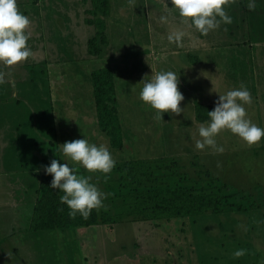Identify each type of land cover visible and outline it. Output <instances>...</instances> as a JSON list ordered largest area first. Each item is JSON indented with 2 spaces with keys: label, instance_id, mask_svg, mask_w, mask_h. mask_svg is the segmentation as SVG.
I'll list each match as a JSON object with an SVG mask.
<instances>
[{
  "label": "rangeland",
  "instance_id": "rangeland-1",
  "mask_svg": "<svg viewBox=\"0 0 264 264\" xmlns=\"http://www.w3.org/2000/svg\"><path fill=\"white\" fill-rule=\"evenodd\" d=\"M109 1L108 45L93 56L86 42L95 27L84 20L91 16L89 2L18 0L31 20L33 56L13 66L0 64L6 79L0 85V264H264V138L249 146L224 130L216 138L222 153L198 150V129L207 121L195 118L193 105L199 101L214 109L219 94L244 86L252 95V103L245 105L248 117L264 127V52L259 51L264 38H248L244 12L239 14L241 0H229L226 6L232 24H221L206 36L169 9L171 0ZM161 16L167 21L161 22ZM256 27L261 36L264 28ZM181 30L182 40L169 42L168 36ZM107 66L113 69L122 126L119 148L111 146L96 121L90 74ZM167 70L179 77L184 110L164 113L158 121L155 110L140 100L138 83ZM84 137L107 145L116 165L174 161L188 180L164 176L168 183L213 190L227 185L244 198L258 196L261 208L192 216L183 223L118 221L115 214L127 208L115 197L117 174L108 184L109 178L80 168V174L90 175L110 194L102 209L118 222L111 228L31 230L38 174L52 159L67 163L60 145ZM238 249H246V255L234 257Z\"/></svg>",
  "mask_w": 264,
  "mask_h": 264
},
{
  "label": "clouds",
  "instance_id": "clouds-1",
  "mask_svg": "<svg viewBox=\"0 0 264 264\" xmlns=\"http://www.w3.org/2000/svg\"><path fill=\"white\" fill-rule=\"evenodd\" d=\"M229 0H171V10L178 12L182 22L190 25L201 35L218 29L221 24L230 25L233 20L226 11ZM255 7L254 0H249L248 8ZM167 16H161V22H166ZM30 18L18 7V0H0V64L13 66L27 61L33 56L28 42L31 39ZM184 31H176L168 36L169 42L179 43L184 37ZM6 83L5 73L0 72V85ZM141 87L139 98L155 110V119L163 120L164 113L180 114L184 100L179 90V77L174 71H158L145 76L138 83ZM252 103V95L247 87L241 86L219 94L214 110L208 111L209 120L198 129L200 139L195 142L198 150L211 148L218 153L224 151L217 143V136L224 130L238 136L249 146L259 143L264 138V127L253 123L248 117L245 105ZM61 151L67 161L61 164L52 159L44 166V173L51 175L50 188L63 193L60 202L70 210V216L77 213L87 219L93 210L105 207L104 201L110 195L92 182V177L80 174V168L89 173H100L109 177L116 166L111 151L105 144H95L86 137L65 142ZM69 161L73 163H69ZM40 171V169H36ZM246 249H238L234 257L246 255ZM11 257L12 253H8Z\"/></svg>",
  "mask_w": 264,
  "mask_h": 264
},
{
  "label": "trees",
  "instance_id": "trees-1",
  "mask_svg": "<svg viewBox=\"0 0 264 264\" xmlns=\"http://www.w3.org/2000/svg\"><path fill=\"white\" fill-rule=\"evenodd\" d=\"M82 2L90 3L91 7L86 12L91 16L85 17L84 20L87 24L95 27L94 35L89 37L86 42L87 51L89 54L97 56L108 45L105 17L109 12L110 1L82 0ZM90 80L97 125L108 136L111 146L119 148L123 144V135L113 69L108 66L97 68L91 72ZM193 105L195 118L199 122L208 121V111L214 110L213 107L199 101H194ZM43 169L38 174L37 196L33 202L29 222V228L33 231L94 224H103L111 228L123 217H130V221L147 220L154 224L173 219H179L180 223H183L184 219L187 220L192 216L246 213L261 208L256 205L259 200L258 196L244 198L227 185H219L216 187L217 189L213 190L204 187L195 188L186 183L185 185L168 183L164 176H169L171 181L179 178L188 180L187 173L176 170L174 161L165 164L131 160L117 164L110 176L107 177L109 179L105 180L109 184L112 182L111 175L117 174L115 181H117L119 191L115 197L124 200V205L127 208L125 212L115 214L118 221L114 219L113 214L103 209L93 210L87 219L82 218L79 213L75 218H72L69 208L60 202V196L63 193L50 188L52 176L46 175ZM34 184L37 185V177H35ZM225 188H230V191H225Z\"/></svg>",
  "mask_w": 264,
  "mask_h": 264
},
{
  "label": "crops",
  "instance_id": "crops-1",
  "mask_svg": "<svg viewBox=\"0 0 264 264\" xmlns=\"http://www.w3.org/2000/svg\"><path fill=\"white\" fill-rule=\"evenodd\" d=\"M248 3L249 0H241V3L239 2V5L241 4L239 14L241 12H244V14H242V18L247 24L246 29L247 31H249L248 38H252V36L254 35H256V37L254 38H264V29L262 30L263 33L261 34V36H258L259 34H255L254 30L255 25L258 26L256 27V29L264 28V0H254L255 7L251 10L248 8ZM260 50L264 52V47L261 45L259 47V51Z\"/></svg>",
  "mask_w": 264,
  "mask_h": 264
}]
</instances>
